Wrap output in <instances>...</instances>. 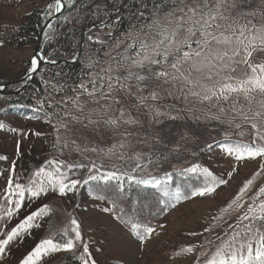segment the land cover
Instances as JSON below:
<instances>
[{
  "label": "snow or ice",
  "instance_id": "snow-or-ice-1",
  "mask_svg": "<svg viewBox=\"0 0 264 264\" xmlns=\"http://www.w3.org/2000/svg\"><path fill=\"white\" fill-rule=\"evenodd\" d=\"M69 2L74 3L75 0H54V4L48 6L49 13H60ZM139 2L141 8L133 13L134 19L129 22L123 38L117 36L111 43L116 54L108 51L105 53L108 57L106 61H93L94 64L103 63L104 66L93 71L87 83L81 82L73 87L75 95L57 106L63 108L71 104L72 109L80 114L65 111L64 117L53 125L58 133L57 145L61 141L60 129L70 131V123L81 124L84 129H90L93 133L101 126L116 133L125 125L138 124L139 121L132 117L129 108H134L137 112L146 108L156 118L167 116L175 120L176 116L161 112L155 103H148L158 102L162 98L161 93L175 95V89L185 101L191 97L201 104L215 102L213 106L220 107L221 115H226L223 105L231 102L233 116L229 124L239 117L250 129L251 139L247 143L228 141L223 145L222 151L237 162L264 158V0H259L258 7L250 4L249 0H152L147 12L143 9L148 8V3L145 0ZM241 19L245 21L242 24L239 22ZM108 35L112 36V32L109 31ZM92 39L90 36L89 40ZM96 42L102 47L108 46L99 38ZM39 67V61L34 57L30 71L36 72ZM52 89L57 90L55 85ZM129 97L132 98L131 103ZM49 100V107H52L54 100L51 97ZM85 102L100 109L98 119H93L91 113L83 114ZM43 107L41 102L38 110H43ZM54 114L59 115V112ZM211 119L218 120L220 116H212ZM235 127L240 128L242 124H236ZM129 135L131 133L124 128L119 148L129 147L124 142ZM67 147L65 142L63 148ZM98 150L103 151L98 147L81 149L77 146L73 149L77 152ZM57 151L61 149L58 148ZM115 151L116 145H113L105 152V157L111 159ZM141 156L137 152L128 157L135 161L131 172L116 165L102 170L105 168L103 163L69 162L53 156L31 172L27 183L17 182L13 165V174L0 189V221H10L26 202L47 196L50 192L64 196L67 192L75 191L82 183L89 182L107 185L116 181L118 187H122L124 178L137 185L160 189L169 198L168 206L175 207L172 201L179 202L185 197L179 188L174 192L168 190L171 174L162 180L151 176V173L150 178L141 179H136L131 174L145 167L140 162ZM5 159L6 157L0 156V160ZM118 159L125 160V155L122 153ZM147 159L149 164L156 163L150 157ZM85 168L88 172L86 179L72 178L73 172ZM183 173L203 178L202 186L192 193L195 196L211 195L220 185L228 182L226 179H218L208 168L200 165L186 168ZM252 184L253 180L249 179L222 210L227 213L235 205L238 214L233 223H228L223 235L217 234L215 237V241H220L219 244L208 240L201 245L210 249V253H204L206 258L203 264H264V187L258 189V194L250 202L241 203ZM94 198L104 199V196L97 193ZM113 205L116 206L114 201ZM240 209H243L242 213L239 212ZM49 212L50 209L45 204L26 215L7 232L0 231V257L10 251L13 241L21 234L28 233L34 222L47 216ZM215 219L227 223L224 217ZM214 227L215 225H210L205 231H211ZM130 228L141 241L149 238L155 231L150 226L137 223H131ZM81 241L80 225L75 218L70 217L67 226L53 236L40 240L23 255L19 264H43L46 258L61 251L75 253L77 243ZM82 251L83 254L78 256L80 264H96L87 244L82 245ZM193 252L194 248L188 246L181 248L176 255Z\"/></svg>",
  "mask_w": 264,
  "mask_h": 264
},
{
  "label": "rangeland",
  "instance_id": "rangeland-1",
  "mask_svg": "<svg viewBox=\"0 0 264 264\" xmlns=\"http://www.w3.org/2000/svg\"><path fill=\"white\" fill-rule=\"evenodd\" d=\"M13 1L11 6H0V24L19 26L23 16L31 12L34 7H44L48 9L49 13L48 6L54 4V0ZM249 3L259 6V0H249ZM239 22L242 24L245 21L241 19ZM34 51L35 48L17 50L0 44V82L16 85L18 81L25 78L30 71ZM111 51L113 55L116 54L112 48ZM98 69L96 67L94 71ZM22 85H25V81L13 88L17 89ZM173 91L175 92L173 96L161 93L162 98L158 102L149 101L148 103H155L161 112L176 116L175 120L169 119L167 116L156 118L146 108H141L139 112L134 108H129L128 111L134 119L139 121L138 124L125 125L116 133L101 126L93 133L90 129H84L81 124L70 123V131L60 129L61 141L59 145L56 140L58 133L53 125L58 123L63 114L65 115V111L71 110L74 115H80L72 109L71 104L63 108L57 107L62 101L74 96L73 91L63 95L53 104V107L60 111L56 117L59 120L55 119L56 121L53 120V122L36 117V112L31 109L10 106L11 104H6L7 101L1 100L0 125L3 127H0V156H4L6 159L0 160V189L5 186L7 178L13 174L11 171L13 165L17 182L27 183L31 172L53 156H58L69 162L88 164L89 161H95L97 165L103 163L105 168L102 170L110 169L112 165H116L124 171L131 172L135 161L128 157L134 156L137 152L142 154L141 160L148 156L147 150L150 144L142 142L145 132L162 133L167 128H171L170 132L174 134L173 144L175 146L191 147L192 143L188 137L194 133L195 129L200 130L192 126L196 122L205 126L203 130L207 133L220 135L221 139L225 141L211 147L197 165L208 168L218 179H226L228 182L220 185L211 195H194L191 199L176 204L150 237L143 241L136 239L108 211H104L106 208H102L97 201L87 195L81 185L75 191L67 192L64 196L50 192L47 196L26 202L21 211L10 221H0V231L7 232L33 211L29 206L33 209L35 206L39 208L47 204L50 209L47 216L34 222L33 228L28 233L21 234L13 241L10 251H6L5 255L0 257V264H19L23 255L40 240L53 236L67 226L70 217L75 218L79 223L82 241L77 243L75 253L58 252L46 258L43 264H80L78 256L83 254V244H87L96 264H203L206 258L204 253H210V249L201 247V245H204L208 240L215 241L217 234L223 235V230L227 229L228 223L235 221L238 214L235 205L227 213L222 210L235 198L240 188L249 179L253 180V184L245 193L241 203L250 202L258 194V189L264 187V158L245 159L237 162L222 151L223 145L228 141L247 143L251 139L250 129L242 123L239 117L232 120L231 125L229 124V120L233 116L231 102L223 105L226 115H221L220 107L213 106L215 102L201 104L191 97L185 101L178 91L175 89ZM128 99L131 103L132 98ZM113 107L118 106L113 105ZM88 113L92 114L93 119L100 117V109L92 103L85 102L83 114ZM212 116H220V119H211ZM173 122L178 123L179 129L169 127ZM236 124H242V127L236 128ZM124 128H127L131 135L124 141L129 147L121 149L119 143L123 139L121 133ZM13 129L15 131H12ZM180 131L181 135L175 134ZM138 136L142 137L135 142L134 139ZM65 142L68 144L67 148H63ZM113 145H116V151L111 159H108L105 157V152ZM77 146L81 149L98 147L103 151H73ZM58 148L61 151H57ZM122 153L125 155L123 161L118 159ZM257 173L259 175H256ZM87 174L85 168L77 170L71 175L74 179L83 180L87 178ZM131 174L138 178H149V173L145 170L135 171ZM40 201L47 203L42 204ZM38 208L34 210L36 211ZM239 212L242 213L243 209H240ZM215 217H224L227 223L215 219ZM210 225H215V227L211 231H205ZM215 243L219 244L220 241H215ZM188 246L194 248L193 253L176 255L181 248Z\"/></svg>",
  "mask_w": 264,
  "mask_h": 264
},
{
  "label": "trees",
  "instance_id": "trees-1",
  "mask_svg": "<svg viewBox=\"0 0 264 264\" xmlns=\"http://www.w3.org/2000/svg\"><path fill=\"white\" fill-rule=\"evenodd\" d=\"M13 2L0 0V6H11ZM145 2L148 3V8L143 10L147 12L151 8L152 0ZM140 8L139 0H75L74 3L69 2L65 5L63 11L50 24L52 27H47L41 37L40 31L55 14H49L48 9L44 7H34L23 16L19 26L0 24V44L17 50L34 49L40 39L41 54L45 60L28 86L14 95L0 96V101H7L6 104H11L10 106L31 109L36 112L35 116L38 118L51 122L59 120L56 119L58 115L54 113L60 111L53 106L48 107L51 102L49 97L53 98L55 103L63 95L69 94L79 83H87L95 68H100L103 64H94L93 61L99 59L103 62L108 59L105 53L111 51L112 41L117 36H124L129 22L134 19L133 13ZM109 31L112 32V36L108 35ZM90 36L93 37L92 40H89ZM97 38L105 41L108 46L102 47L96 42ZM79 50L80 55L77 59ZM16 85L0 82V86H7V91L16 90L14 89ZM53 85L56 86V91H53ZM41 102L44 104L43 110H38ZM63 116L64 114L61 117ZM192 126L200 130L195 129L188 137L192 143L191 147L175 146L171 128L162 133L147 131L143 136L142 142H148L150 146L147 150L148 156L140 161L145 167L136 171L145 170L157 179L171 174L168 190L174 192L179 188L185 197L179 202L172 201L175 205L191 199L194 196L192 194L194 189L203 184L202 177L183 173V170L197 165L211 147L225 142L220 135L207 133L203 130L205 126L197 122ZM169 127L178 128V123L173 122ZM175 134L182 133L180 131ZM141 137H136L134 141L137 142ZM149 157L156 163L149 164L147 159ZM81 188L85 189L86 194L102 208L108 209V213L138 240L141 239L131 230V223L150 226L155 230L173 208L168 206L169 198L165 197L160 189L137 185L126 178L122 181V187H118L117 182L112 181L107 185L96 182L82 183ZM97 193L102 194L104 199H95L94 195ZM29 207L33 211L38 208Z\"/></svg>",
  "mask_w": 264,
  "mask_h": 264
},
{
  "label": "water",
  "instance_id": "water-1",
  "mask_svg": "<svg viewBox=\"0 0 264 264\" xmlns=\"http://www.w3.org/2000/svg\"><path fill=\"white\" fill-rule=\"evenodd\" d=\"M64 9V8H63ZM63 11V10H62ZM61 11V12H62ZM60 12V13H61ZM60 13H56L52 19H50L43 27L42 31H40V37L43 33L44 30H46V28L53 22L54 19H56V17L60 14ZM79 55H80V50L77 54V59L79 58ZM34 57L39 61V64H40V67L39 69L41 68L42 64L44 63L43 59H42V55H41V48H40V39H39V42L38 44L36 45L35 47V51H34ZM39 69L36 71V72H31L29 71L27 73V75L25 76V78L21 79L20 81L17 82V84H22L24 81H25V85H22V87L19 89V90H14V91H6V87L3 86L2 89L0 87V96H3V95H14L16 94L17 92L21 91L22 89H24L26 86H28L33 78L35 77V75L38 73Z\"/></svg>",
  "mask_w": 264,
  "mask_h": 264
},
{
  "label": "bare ground",
  "instance_id": "bare-ground-1",
  "mask_svg": "<svg viewBox=\"0 0 264 264\" xmlns=\"http://www.w3.org/2000/svg\"><path fill=\"white\" fill-rule=\"evenodd\" d=\"M30 69H31V67H30Z\"/></svg>",
  "mask_w": 264,
  "mask_h": 264
}]
</instances>
